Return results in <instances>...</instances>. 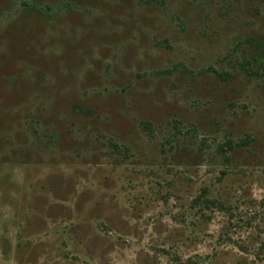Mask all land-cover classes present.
I'll list each match as a JSON object with an SVG mask.
<instances>
[{"label":"rangeland","instance_id":"1","mask_svg":"<svg viewBox=\"0 0 264 264\" xmlns=\"http://www.w3.org/2000/svg\"><path fill=\"white\" fill-rule=\"evenodd\" d=\"M264 0H0V264H264Z\"/></svg>","mask_w":264,"mask_h":264},{"label":"trees","instance_id":"2","mask_svg":"<svg viewBox=\"0 0 264 264\" xmlns=\"http://www.w3.org/2000/svg\"><path fill=\"white\" fill-rule=\"evenodd\" d=\"M263 56H264V51H263Z\"/></svg>","mask_w":264,"mask_h":264}]
</instances>
